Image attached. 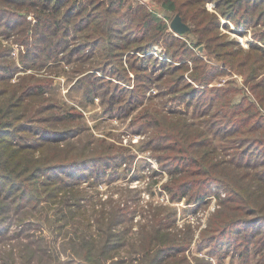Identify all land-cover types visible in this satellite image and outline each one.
I'll use <instances>...</instances> for the list:
<instances>
[{
	"label": "rangeland",
	"instance_id": "rangeland-1",
	"mask_svg": "<svg viewBox=\"0 0 264 264\" xmlns=\"http://www.w3.org/2000/svg\"><path fill=\"white\" fill-rule=\"evenodd\" d=\"M93 1L94 5L100 3V11H104L109 3V0ZM141 4L166 19L169 26L177 15L152 0H125L126 6ZM92 8L88 6L83 16H87ZM206 8L213 13L216 4L209 2ZM80 18L83 17L73 19L77 22ZM185 23L190 30L183 36L175 35L181 37L180 48L167 51L162 39L153 47L150 52L153 59L147 63L141 57L148 55L136 53L135 48L140 43H134L143 35V26L134 32L132 29L126 31L124 41L116 39V45L122 46L125 41L131 45L126 50H115L117 56L106 60L99 51L87 52L89 40L104 39L103 34L89 33L93 38H87L86 32L77 40V35L73 37L72 34L68 40L71 48L80 52L71 56L70 62L63 58L64 54L59 56L60 61L48 60V54L28 56L25 54L28 48L14 42L18 37L6 39L0 35V42L9 48L4 61L19 67H24L25 63L31 66L33 69L21 71V77L34 75L49 91L46 103L54 105L55 109L47 116L53 118L50 123L40 125L59 132L71 129L69 136L62 138L69 137L64 142L71 150L69 158L92 159L77 170L83 176L79 179L81 186L90 195L88 203L100 210L110 208L106 201L118 200L119 204L123 206L124 203L134 211L131 218L117 228L124 234L129 233L128 240L134 244L132 252H144L140 246L142 241L151 247L161 243L158 240H165L170 252L158 253L164 255L163 264H264V207L250 214L251 210H244L241 203L232 202L236 197L232 187L217 180H207L206 177H212L210 172L208 176L199 174L203 168L198 163L207 162L208 171L213 168L211 173L215 176L226 173L229 179H225L229 181L235 173L229 161L237 153L255 150L260 156L264 154L260 144L256 145L254 141L258 135L233 134L232 127L228 126L232 121L228 110H244L248 102L255 100L251 88L259 82L264 83V64H257L258 73L254 77L246 75L248 66L238 67L239 60L233 66L227 65L223 56L210 53L204 46H192L197 35L196 26L189 20ZM217 31L219 43H225L228 48H215L216 53L237 51L246 55L254 48H264V42L258 39L264 37V20L251 28H239L231 20L221 17ZM28 34L31 37L32 31ZM32 41L31 38L30 43ZM90 54L92 58L87 57ZM83 55L86 60L84 57L77 60ZM162 59L166 61L164 64ZM200 76H207V79L200 81ZM195 77L200 79L194 80ZM192 90L198 94L194 101L190 95ZM217 90L219 95L215 93ZM216 98L219 103L213 104ZM261 113L264 116V112ZM60 118L64 120L60 122ZM25 135L27 140L40 143L35 135ZM107 156L117 160L109 163ZM186 160L189 163H185ZM217 161L219 165L209 168ZM84 167L89 170L84 171ZM260 171L263 174L264 168ZM99 173L105 175L98 178ZM182 181L186 182L182 184ZM167 187L172 192L166 190ZM251 190L262 198L259 204L263 205L261 182L257 181ZM183 191L189 195L174 200L173 197L178 198ZM227 201L228 205L239 209L242 220L222 233L212 232V221L220 209H225ZM229 211L228 214H233ZM158 212H161L164 227L156 230L153 222L154 214ZM15 228H11L10 236L0 242V251L4 250L6 254L9 245L25 241L21 235H11ZM51 244L58 249L60 242ZM157 249L150 250V258ZM126 251L123 248L120 254L124 255ZM2 256L5 255L0 254V264ZM135 264L144 263L137 261Z\"/></svg>",
	"mask_w": 264,
	"mask_h": 264
},
{
	"label": "trees",
	"instance_id": "trees-1",
	"mask_svg": "<svg viewBox=\"0 0 264 264\" xmlns=\"http://www.w3.org/2000/svg\"><path fill=\"white\" fill-rule=\"evenodd\" d=\"M152 1L176 12L184 22L189 20L194 23L197 35L191 45L195 48L204 46L210 53L223 56L227 65L233 66L234 62L239 60L238 67L248 66L249 73L246 75L250 77L258 73V63L264 64V48L261 47L252 49L246 55L237 51L216 53L215 49L228 48L225 43H219L217 30L221 26V17L231 20L239 28H251L264 20V0ZM209 2L216 4V11L213 13L206 8ZM88 6L93 8L87 16H83ZM100 8V3L94 5L93 0H0V35L6 39L18 37L14 42L27 47L25 54L28 56L48 54V60L58 61L59 56L64 54L63 58L68 62L71 61V56L80 52L74 51L68 40H71L72 34L73 37L77 35V40L86 32L87 38H93L90 34H103L104 39L96 37L89 40L87 52L99 51L105 60L107 57L117 56L115 50H126L131 45L126 41L122 46L116 45V39L126 40L123 36L126 31L132 29L134 32L141 26L145 31L134 43H140L135 48L136 53L148 55L141 57L145 63L153 59L150 52L162 39L166 43L167 51L173 47L180 48L181 37H176L172 31L169 32L170 26L166 19H162L154 10H148L145 4L126 6L125 0H109L104 11H100ZM80 16L83 18L74 21L73 18ZM30 31L31 37L28 34ZM26 36L28 40H24ZM29 38H32V43ZM258 39L264 42L263 36ZM215 42L217 43L214 44ZM80 46L82 45L78 47L81 48ZM5 48L0 42V242L10 236L14 226L16 228L11 235H21L25 241L22 243L20 240L19 245H9L7 254L4 250L0 251L1 255H5L1 257L2 264H135L137 261L144 264H163L161 260L164 255L158 253L170 252V247L164 243L165 240H158L161 243L151 247L142 241L140 246L144 252L137 254L133 251L137 254L134 255V244L128 240L129 233L124 234L117 229L134 213L128 205L123 203L122 206L120 201L111 200L106 201L110 208L99 210L88 203L90 195L81 186L79 179L83 176L79 175L77 170L80 165L86 166L92 159L69 158L71 150L66 148L64 142L69 138L71 129L66 128L59 132L49 126L40 125L50 123V118H53L47 116L48 112L55 109L54 105L46 103L49 91L45 90V83L34 75L21 77L23 69H33L25 63L26 60L22 59L24 67L4 61L9 49ZM103 51L105 53L102 54ZM82 57L86 60L85 55L77 60ZM87 57L92 58L93 55ZM157 61L158 59H155V62ZM165 62L162 59V63ZM41 66H44V63ZM200 78V81H203L207 76ZM200 78L195 77L194 80ZM251 89L255 100L249 98L252 101L248 102L244 110H228L232 115L228 126L232 127L233 134L258 135L254 139L255 144H260L259 148L262 147L264 151V116L261 113L264 112V83L259 82ZM215 93L219 95L220 92L217 90ZM190 95L193 101L198 96L197 91L193 90ZM216 103H219L217 98L213 104ZM256 117L258 118L255 121H251ZM63 120L59 119L60 122ZM27 133L35 135V139L39 138L40 143L35 144V141L27 140ZM66 135L68 138L62 139ZM244 151L237 153L229 161L235 170L229 181L225 179H229L228 175L225 176L226 173L224 176L211 173L213 168L210 167L219 165V161L209 165V171L207 162H198L203 168L199 174L208 176L210 172L212 177H206L207 180H217L232 187V192L236 195L232 202L241 203L244 210H251L250 214H255L257 209L264 207V204H259L262 198L251 190L257 181L261 182L264 197V172L262 174L260 171L264 168V154L260 156L255 150ZM122 155L125 156L124 153ZM107 157L109 163L117 160L112 156ZM184 162L189 163L187 160ZM109 163L103 164L108 167ZM88 170V167H84V171ZM177 172L181 170L177 169ZM99 174L98 178L105 175ZM185 182L182 181V184ZM166 190L172 192L169 187ZM188 195L187 191H183L178 198H173L181 200ZM228 204L227 201L225 209H220L215 215L212 232L222 233L242 220L239 209ZM229 210H232L233 214H228ZM154 216V228H163L161 212ZM55 241L60 242L58 249L51 244ZM157 247V255L154 253L150 258L152 249ZM123 248L127 251L121 255L120 250Z\"/></svg>",
	"mask_w": 264,
	"mask_h": 264
},
{
	"label": "water",
	"instance_id": "water-1",
	"mask_svg": "<svg viewBox=\"0 0 264 264\" xmlns=\"http://www.w3.org/2000/svg\"><path fill=\"white\" fill-rule=\"evenodd\" d=\"M170 28L177 35H184L190 30V26L183 21L179 14L172 20Z\"/></svg>",
	"mask_w": 264,
	"mask_h": 264
}]
</instances>
